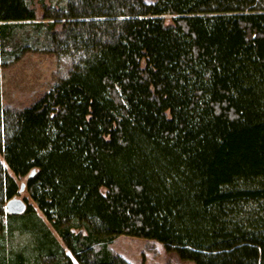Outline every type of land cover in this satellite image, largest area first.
Segmentation results:
<instances>
[{"label": "trees", "instance_id": "obj_1", "mask_svg": "<svg viewBox=\"0 0 264 264\" xmlns=\"http://www.w3.org/2000/svg\"><path fill=\"white\" fill-rule=\"evenodd\" d=\"M40 12L0 0V66L72 61L27 107L0 94V264H130L109 247L119 236L194 264H264V0ZM18 181L36 207L9 215Z\"/></svg>", "mask_w": 264, "mask_h": 264}, {"label": "rangeland", "instance_id": "obj_2", "mask_svg": "<svg viewBox=\"0 0 264 264\" xmlns=\"http://www.w3.org/2000/svg\"><path fill=\"white\" fill-rule=\"evenodd\" d=\"M32 7L38 10L43 5L51 7L64 6L67 0H26ZM153 3L157 0H144ZM41 13V12H40ZM72 66V61L66 57L45 52H27L18 61L6 67L0 66V94L3 106L22 109L37 100L42 94L49 92L63 79ZM0 160H2L0 156ZM4 165V163H3ZM5 167V165H4ZM32 173L28 176L30 177ZM19 193L15 196L21 199L26 206V201L33 207L28 193L24 190L23 182L18 181ZM21 187L23 190L21 191ZM14 198V197H13ZM21 244L23 240H16ZM109 247L130 264H194L179 260L174 254H166L163 247L153 241L119 236L115 238ZM74 264H77L68 253Z\"/></svg>", "mask_w": 264, "mask_h": 264}, {"label": "water", "instance_id": "obj_3", "mask_svg": "<svg viewBox=\"0 0 264 264\" xmlns=\"http://www.w3.org/2000/svg\"><path fill=\"white\" fill-rule=\"evenodd\" d=\"M23 190V187L20 189ZM25 203L16 197L8 200L5 204V211L9 215H20L25 211Z\"/></svg>", "mask_w": 264, "mask_h": 264}, {"label": "crops", "instance_id": "obj_4", "mask_svg": "<svg viewBox=\"0 0 264 264\" xmlns=\"http://www.w3.org/2000/svg\"><path fill=\"white\" fill-rule=\"evenodd\" d=\"M126 259V258H125Z\"/></svg>", "mask_w": 264, "mask_h": 264}]
</instances>
